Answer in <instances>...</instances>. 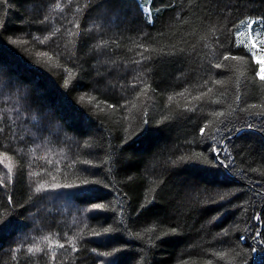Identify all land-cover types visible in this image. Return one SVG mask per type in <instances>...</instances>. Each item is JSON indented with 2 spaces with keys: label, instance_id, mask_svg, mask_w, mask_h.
<instances>
[{
  "label": "trees",
  "instance_id": "16d2710c",
  "mask_svg": "<svg viewBox=\"0 0 264 264\" xmlns=\"http://www.w3.org/2000/svg\"><path fill=\"white\" fill-rule=\"evenodd\" d=\"M258 25L264 0H0V264H264Z\"/></svg>",
  "mask_w": 264,
  "mask_h": 264
},
{
  "label": "snow or ice",
  "instance_id": "6c2138e0",
  "mask_svg": "<svg viewBox=\"0 0 264 264\" xmlns=\"http://www.w3.org/2000/svg\"><path fill=\"white\" fill-rule=\"evenodd\" d=\"M255 23H260V22H255ZM251 26H252L251 24L248 25L249 28H251ZM240 35H243V33H240ZM252 44H253V46H255V40L252 41ZM233 47H238V46L233 44ZM249 54L250 55H254V53H251V52H249ZM254 58H255V64L259 66L258 67V78H259V80L264 81V55H261V56H258V57H254ZM224 59L228 60L229 57L225 56ZM232 59H235V57H232ZM215 67L216 68H220V64L215 65ZM65 83L67 84V81H65ZM219 115H223V113H219ZM249 127H250V125H249ZM203 131H204V129H201L202 133H203ZM216 155H217V162H219L220 153H216ZM192 162L193 163H202V161H200V160H194ZM9 171H11V170L9 169ZM0 183H3V182L0 181ZM84 183H85V185H87L89 182L85 181ZM39 190L40 189L38 188L37 191H39ZM87 191L88 190L85 189V193H87ZM101 207H102L101 205H95V208H97V209H99ZM107 231H108V229H105V232H107ZM173 231H175V230H173ZM59 247L62 248V247H64V245L61 244V245H59ZM37 250L39 251V249H37ZM28 251L31 252L32 249H28Z\"/></svg>",
  "mask_w": 264,
  "mask_h": 264
},
{
  "label": "rangeland",
  "instance_id": "374dc122",
  "mask_svg": "<svg viewBox=\"0 0 264 264\" xmlns=\"http://www.w3.org/2000/svg\"><path fill=\"white\" fill-rule=\"evenodd\" d=\"M259 27L257 28L259 31H257V32H255V34H257V35H259L260 36V38L262 39V40H264V28L262 27V26H260V25H258ZM241 31H242V29H240L239 30V34L241 33ZM263 49H261L259 52H257V54L259 55V56H261V55H264V51H262ZM258 57V56H257ZM71 206V205H70ZM73 206V205H72ZM71 207H69V209H70ZM33 243H35V241H33ZM52 253V252H51Z\"/></svg>",
  "mask_w": 264,
  "mask_h": 264
}]
</instances>
